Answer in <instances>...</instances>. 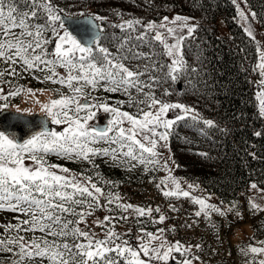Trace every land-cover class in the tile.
Returning a JSON list of instances; mask_svg holds the SVG:
<instances>
[{"label": "snow or ice", "instance_id": "1", "mask_svg": "<svg viewBox=\"0 0 264 264\" xmlns=\"http://www.w3.org/2000/svg\"><path fill=\"white\" fill-rule=\"evenodd\" d=\"M241 2L247 0H232L241 21L247 25L249 17ZM256 15L251 12L253 19ZM105 19L83 12L66 14L54 0H0V62L6 65L0 70V83H8L6 76H20L19 67L30 75L44 73L41 82L68 89V93L52 89L58 98H50L41 106L51 124L62 125V130L46 128L22 142L0 131V210L19 214L14 217L16 223L3 225L4 234H0V253L11 254L5 258V264H170V261L193 264V260L199 259L188 258L186 254L192 246L168 240L164 228L146 229L139 218L147 217L158 224L167 219L164 214L158 219L152 217L153 212L161 213L160 207L125 203L118 193L98 185V172L95 176L74 173L68 167L50 163L53 156L87 162L94 169L99 167L95 164L98 157L108 158L114 167L127 166L129 171L138 165L145 170L162 168L169 174L157 188L166 198H190L199 205L195 217L203 214L209 218L212 213L226 217L235 209L234 204L222 209L192 195L189 190L198 185L188 184L189 190L183 189L181 182L171 175L168 159L161 163L163 154L159 149L168 148L174 127L189 117L198 118L192 107L165 102L155 92L165 77L175 81L176 73L185 67L183 41L197 27L189 24L192 18L176 15L170 20L164 16L159 24L124 20L111 25L123 35L113 34L108 46L98 34L104 29L97 21ZM69 21L87 25L85 32L91 35L87 39L78 38L66 26ZM243 30L255 39L250 26H244ZM144 48L149 51H143ZM258 53L259 62L253 70L259 72L262 77L259 83L264 85V49L258 47ZM159 56H167L171 62L160 64ZM58 68L64 72L57 71ZM165 68L168 69L165 77L155 75ZM100 89L127 99L112 105L107 99L93 95ZM22 91L31 94L33 90L19 86L0 94V101ZM4 92L0 88V93ZM164 94L171 93L165 89ZM257 100L259 112L264 116V88L257 93ZM125 105L134 111L124 110ZM8 107V103L0 104V110ZM100 110L111 117L104 128L90 123ZM170 112L175 113L174 117H169ZM204 123L213 125L211 120ZM254 135L259 137L262 133ZM103 183L114 186L110 180ZM251 188L257 189V185L253 183ZM249 203L252 209L264 211L251 199ZM169 207L179 211L174 205ZM98 210L109 214L89 222ZM235 216L237 220L243 219L239 210H235ZM130 218L139 225L137 230L128 227L118 231V224L127 223ZM227 226L230 228L231 223ZM258 244L261 246L249 244L241 249L242 255L252 257L246 264H257V258L264 257V241ZM258 264H264V258Z\"/></svg>", "mask_w": 264, "mask_h": 264}, {"label": "trees", "instance_id": "2", "mask_svg": "<svg viewBox=\"0 0 264 264\" xmlns=\"http://www.w3.org/2000/svg\"><path fill=\"white\" fill-rule=\"evenodd\" d=\"M247 2L264 28V0ZM54 3L58 8L65 9L66 13L92 12L106 18L101 20L104 31L100 35L105 46H108V40L113 34L123 35L119 28L111 25L123 23L124 20L140 19L146 23L148 19H159L170 12L190 16L192 25L197 27L183 41L185 67L176 73L178 78L175 81L165 77L167 68L155 73L165 77L155 88L156 95L165 102L179 101L192 107L195 110L193 115L198 117L196 120L189 117L173 129L169 143L176 163L175 171L205 191L213 192L218 200L230 206L240 201L244 189L251 181L264 186V116L259 112L257 100L256 83L259 77L253 70L258 61V46L256 39L249 37L243 30L244 24L238 18L232 0H54ZM143 51L149 49L144 48ZM157 51L162 49L157 48ZM158 60L160 64L171 62L167 56H159ZM4 67L6 65L0 62V70ZM18 70L21 71L20 76H6L4 79L8 83H0V88L5 90L2 94L14 91L19 86L25 90L51 88L68 93V89L58 84L41 82L44 73L35 72L30 75L19 67ZM57 71L64 72L60 68ZM36 76L41 79H35ZM165 89L171 94L165 95ZM24 92L9 97L6 102L20 100ZM93 95L107 99L112 105L127 99L119 93H105L102 89ZM124 110L134 111L126 105ZM206 120L213 121V125H206ZM256 132L262 135H254ZM49 162L65 165L79 173L86 172L95 176L98 172V185L106 191L118 193L125 203L167 209V215L173 221L168 224L167 230L172 233L179 232L176 226L182 228L185 225L181 224V217L176 216L180 211H171L169 198L164 197L156 186L160 183L162 168L145 170L144 166L138 165L129 171L127 166L114 167L106 157L95 159V164L99 166L95 169L87 162L54 156L49 158ZM106 180L113 181L114 186L105 185L103 182ZM171 205L178 207L173 201ZM229 214L232 216L233 212ZM17 215L0 210V234H4L3 225L16 223L14 217ZM258 216L260 220L257 225H261L264 213ZM139 219L144 221L147 230L156 226L147 217ZM128 222H131L133 231L139 227L132 218ZM121 223L126 224L121 221L118 225ZM10 255L0 253V264H5V258Z\"/></svg>", "mask_w": 264, "mask_h": 264}, {"label": "rangeland", "instance_id": "3", "mask_svg": "<svg viewBox=\"0 0 264 264\" xmlns=\"http://www.w3.org/2000/svg\"><path fill=\"white\" fill-rule=\"evenodd\" d=\"M241 8L248 14V23L244 26H250L251 30L255 36V39L257 41V46L260 49H264V28L261 26L258 17L256 15V18L253 19L251 17V12H255L249 5V3H243L241 2ZM238 13V11H237ZM176 15H180L182 17H190L188 15H183L180 13L170 12L167 14L162 15L159 19H148V21H155L157 24L163 22V17L168 16L171 20ZM238 18L239 14H238ZM241 20V19H240ZM242 22V21H241ZM243 23V22H242ZM189 24L192 25V20H190ZM171 26V25H169ZM163 31V29L161 30ZM186 29L184 30V32ZM169 42L172 43L173 41L171 38H169ZM259 62V53H258V61ZM257 72V76L259 77L258 80L260 81L262 77L259 75V72ZM256 83L257 86V93L261 91L262 88H264V85H261L260 83ZM4 89V88H3ZM32 89V93H28L27 91L23 93L20 100H16V102H6V101H0V104L8 103L9 107L8 109L17 110L19 108L23 112L33 113V112H41V106L44 103H47L49 99H55L58 98V94L51 91V88H45V89H35V88H28ZM2 94V93H0ZM168 102V101H166ZM179 101H171L169 103H174ZM180 103V102H179ZM178 111V110H177ZM175 113L170 112L169 117H174ZM111 117L104 113L102 110L97 112V116L94 118L93 121H90L91 124L96 125L98 122H107ZM63 126H57L51 124V129L55 130H62ZM1 131V130H0ZM10 137H14L15 135L12 131L9 133H6ZM32 134L28 139H30L33 135ZM169 146L168 148H161L159 151L163 154L162 155V164L164 162V158L168 159V167L171 169V175L179 180L181 182V186L185 190H189L187 188L188 184L197 185L196 183L185 179L181 176H179L175 171V160L171 152L170 143L168 142ZM57 164V163H55ZM62 165V164H59ZM64 167H67L65 165H62ZM69 168V167H68ZM71 169V168H69ZM74 173H79L76 170L71 169ZM168 171L161 169L159 174V182L161 180H165L168 177ZM255 183L257 185V189H252L251 184ZM169 187H172L171 182L168 181ZM260 189H264L263 185H260L254 181H251L249 185L244 189V192L241 196L240 203L235 202L234 205L235 209L233 211L232 218H230L231 227L226 230L227 228V222L229 220V217H221L218 214L215 216L214 225L216 227H213L206 231L203 230L205 228V224H198L195 223L194 227H187L185 224L183 227L176 226V229L179 232H173L168 231L167 227L168 224H171L173 221L169 218L167 215V211L163 209V207L159 206L161 209V213L153 212V217L155 219H158L160 214H164L167 219L162 224L156 223V226L152 230L148 231H156L159 228H164L166 231L164 235L168 238L170 241H180L181 243L185 244L186 246H192V250L190 253H187L186 255L188 258L196 257L198 256V260H193V264H246V261H251L252 257L244 256L241 254V249L246 248L249 244L255 245V246H261L258 244L259 241H264V222H260L261 225H257L258 221L260 220V216L258 214L264 213V211H256L250 207V199L254 201L256 204H259L262 208H264V192H261ZM192 193H194V196L205 198L208 203H212V200L217 202V206L221 207L222 209H227L230 207V205H225L223 202H221L218 199H215L213 197V192H208L202 189L200 186L196 187ZM193 195V194H192ZM129 203V202H128ZM133 205L143 206L140 204L131 203ZM144 207V206H143ZM235 210H239V212L242 214L243 219L237 220L235 216ZM216 214V213H215ZM107 215V213L103 210L96 212L94 217L89 218V222H91L92 219H95L99 217L100 219H103V217ZM198 224V225H197ZM128 227H132L131 222H128L126 224H120V226H117L118 231H125ZM97 232H100L101 229L96 228ZM192 231V235H191ZM135 232V231H134ZM199 244L201 247L196 248L195 245ZM179 258V254H175ZM219 255L225 256L226 260H220L218 257ZM260 258L264 257H258L257 258V264L258 260Z\"/></svg>", "mask_w": 264, "mask_h": 264}, {"label": "water", "instance_id": "4", "mask_svg": "<svg viewBox=\"0 0 264 264\" xmlns=\"http://www.w3.org/2000/svg\"><path fill=\"white\" fill-rule=\"evenodd\" d=\"M87 14L94 13L87 12ZM97 23L101 24L100 21H97ZM66 26L70 31L73 32V34L77 35L78 38L87 39L91 35V33L85 32L87 25L69 21ZM98 34L101 35L102 32ZM106 125V122H98L96 127L104 128ZM50 127L51 122L45 117L44 113L38 111L33 113L23 111L17 112V110L8 108L0 110V129L5 132L13 131L15 133V138L18 141L22 142L33 133L39 132L46 128L50 129ZM170 264H173V262L170 261Z\"/></svg>", "mask_w": 264, "mask_h": 264}]
</instances>
